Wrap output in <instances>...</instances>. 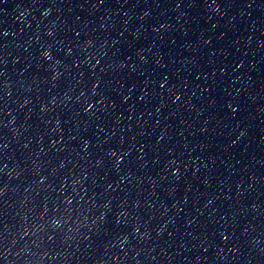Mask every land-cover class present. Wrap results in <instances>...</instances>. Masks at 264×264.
Masks as SVG:
<instances>
[{
    "label": "water",
    "instance_id": "obj_1",
    "mask_svg": "<svg viewBox=\"0 0 264 264\" xmlns=\"http://www.w3.org/2000/svg\"><path fill=\"white\" fill-rule=\"evenodd\" d=\"M0 264H264V71L1 210Z\"/></svg>",
    "mask_w": 264,
    "mask_h": 264
}]
</instances>
